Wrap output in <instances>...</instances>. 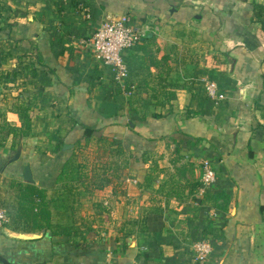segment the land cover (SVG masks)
Returning <instances> with one entry per match:
<instances>
[{"label":"crops","instance_id":"0c3cea01","mask_svg":"<svg viewBox=\"0 0 264 264\" xmlns=\"http://www.w3.org/2000/svg\"><path fill=\"white\" fill-rule=\"evenodd\" d=\"M128 13L147 32L118 83L83 42ZM263 24L264 0H0V113L33 114L24 147L0 146V264H199L205 238L207 264H264ZM72 158L85 179L59 180ZM205 160L218 178L201 195ZM26 165L50 197L72 192L55 216L67 241L7 234H34L8 226Z\"/></svg>","mask_w":264,"mask_h":264},{"label":"trees","instance_id":"16d2710c","mask_svg":"<svg viewBox=\"0 0 264 264\" xmlns=\"http://www.w3.org/2000/svg\"><path fill=\"white\" fill-rule=\"evenodd\" d=\"M259 11L263 10L262 6H258ZM260 15V14H259ZM262 15L259 16L261 18ZM260 39L262 48L258 50L261 59L264 58V24L261 28ZM172 94H170L171 96ZM22 122L21 126L16 125L7 114L0 113L1 127H0V146L6 144L7 136L12 134L14 137V144L16 146L26 144V139L31 136L33 131L32 115L30 113V106L19 107L16 112ZM155 118H161L162 115H155ZM98 130L92 126H85L84 138L89 141L93 136L97 135ZM83 138V139H84ZM14 147V149H15ZM74 158L67 161L59 180L67 177L77 179L79 182L85 179V164H76ZM78 170L77 173L74 171ZM96 182H99L96 180ZM100 183V182H99ZM12 196L7 203V209L11 215V222L8 226L15 231H23L27 233H36L46 230L52 236L63 235L72 238L75 226L60 224L55 221L56 209L63 206L66 207V201L70 198L71 191L68 194H59L58 198H52L48 191L40 188L37 185L24 183L21 181H13L11 183ZM67 195V196H66ZM76 196V195H75ZM79 195H77L78 197ZM77 197L75 198L77 200ZM222 193L216 196V204L218 208H224L220 204ZM62 202V203H59ZM57 206V208L55 207ZM55 207V208H54ZM75 212V211H74ZM59 216H64L63 212H57ZM75 233H78L75 231ZM45 264H49L48 262Z\"/></svg>","mask_w":264,"mask_h":264},{"label":"built area","instance_id":"2783aa9c","mask_svg":"<svg viewBox=\"0 0 264 264\" xmlns=\"http://www.w3.org/2000/svg\"><path fill=\"white\" fill-rule=\"evenodd\" d=\"M147 27L140 26L135 22L133 14L128 13L118 19L106 18L96 28L93 36L83 43L89 49L94 59L109 67L118 83L124 82L129 76V65L125 58V52L132 50L141 43L146 36ZM209 94L214 99L220 97L212 85L208 86ZM218 178V170L215 165L205 160L203 174L198 191L205 195L211 189ZM6 210H0V227L8 222ZM193 259L196 262L209 260L213 253V242L211 239H199L192 247Z\"/></svg>","mask_w":264,"mask_h":264},{"label":"water","instance_id":"95a60500","mask_svg":"<svg viewBox=\"0 0 264 264\" xmlns=\"http://www.w3.org/2000/svg\"><path fill=\"white\" fill-rule=\"evenodd\" d=\"M73 147V145H65L64 149H71ZM22 154V147H20L17 151V153L15 154L14 158L12 159V162L18 161L21 157ZM24 180L28 183H35V179L33 177V172L31 169V166L26 165L24 167ZM6 231V230H5ZM9 235L16 237V238H20V239H26V240H33V239H39L42 237V235L45 233V230H42L41 233H34V234H25V233H20V234H16V233H11L9 231H7ZM67 237L64 236H53V240L55 242H61V241H67Z\"/></svg>","mask_w":264,"mask_h":264},{"label":"rangeland","instance_id":"374dc122","mask_svg":"<svg viewBox=\"0 0 264 264\" xmlns=\"http://www.w3.org/2000/svg\"><path fill=\"white\" fill-rule=\"evenodd\" d=\"M94 150H95V149H94ZM93 156H96V157H92V156H91L92 159H96V160H97V155L94 154ZM108 158H109V159H108L109 161H112L111 158L113 159V156L110 154V155H108ZM96 160H94V161H96ZM109 163H110V162H109ZM83 164H85V161L83 162ZM97 164H98V161L93 163L94 166H97ZM110 165H111V163H110ZM110 165H109V166H110ZM119 228H121V227L119 226ZM210 257H211V256H210ZM209 261H210V258H209V260L207 259V260L204 261V262H201V263L198 262V263H199V264H207Z\"/></svg>","mask_w":264,"mask_h":264}]
</instances>
